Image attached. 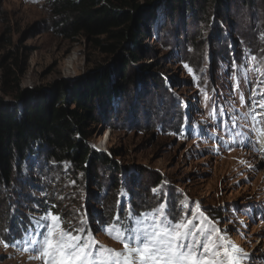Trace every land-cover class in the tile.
Segmentation results:
<instances>
[{
	"label": "rangeland",
	"instance_id": "1",
	"mask_svg": "<svg viewBox=\"0 0 264 264\" xmlns=\"http://www.w3.org/2000/svg\"><path fill=\"white\" fill-rule=\"evenodd\" d=\"M136 1L153 14L143 20L140 59L128 68L126 92L101 106L87 143L108 156L114 150L118 172L97 164L78 173L69 161L28 155L8 184L0 181V264H43L29 257L39 254L31 241L42 239L36 221L48 211L65 228L86 219L98 245L122 250L105 228L134 226L129 212L159 215L164 204L169 220L193 218L194 231L202 219L196 202L242 249L239 264H264V153L256 137L264 136V0L203 9L187 0ZM51 20L48 0H0L4 100L87 79L98 66L118 69L115 54L82 35L55 33ZM117 216L122 225L111 220Z\"/></svg>",
	"mask_w": 264,
	"mask_h": 264
},
{
	"label": "trees",
	"instance_id": "2",
	"mask_svg": "<svg viewBox=\"0 0 264 264\" xmlns=\"http://www.w3.org/2000/svg\"><path fill=\"white\" fill-rule=\"evenodd\" d=\"M187 1L201 4V9L225 2ZM48 5L52 31L68 39L82 35L92 47L115 54L119 67L114 71L98 66L84 80H58L48 90H17L8 101L0 97V181L7 184L13 167H20L34 152L69 161L78 173L91 171L97 164L118 172L114 150L108 156L87 144L90 127L100 121L98 112L104 102L109 105L114 95L128 89L132 81L128 68L140 59L146 35L143 20L153 16L144 15L136 0H48ZM114 73L119 77L116 81ZM112 183L116 191L121 182L116 177ZM111 220L117 222L116 217Z\"/></svg>",
	"mask_w": 264,
	"mask_h": 264
},
{
	"label": "snow or ice",
	"instance_id": "3",
	"mask_svg": "<svg viewBox=\"0 0 264 264\" xmlns=\"http://www.w3.org/2000/svg\"><path fill=\"white\" fill-rule=\"evenodd\" d=\"M165 207L161 204L155 210L159 215L145 213L140 218L129 212L132 227H106L105 232L122 243V250L98 245L91 230L84 226L86 219H80L78 228L71 222L65 228L62 216L48 211L36 221L37 228L45 231L37 233L41 240L31 241L32 250L39 254L29 259L42 260L43 264H239L237 254L242 249L204 216L199 202L195 215L202 219L194 231L193 218L169 220ZM116 221L120 222L119 216ZM209 224L212 226L208 227Z\"/></svg>",
	"mask_w": 264,
	"mask_h": 264
},
{
	"label": "bare ground",
	"instance_id": "4",
	"mask_svg": "<svg viewBox=\"0 0 264 264\" xmlns=\"http://www.w3.org/2000/svg\"><path fill=\"white\" fill-rule=\"evenodd\" d=\"M256 137H258L257 139H258V141H259V145H260V150L264 153V136L263 135H261V136H257L256 135Z\"/></svg>",
	"mask_w": 264,
	"mask_h": 264
}]
</instances>
